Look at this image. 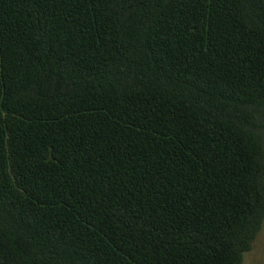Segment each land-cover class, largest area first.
<instances>
[{"label":"trees","instance_id":"1","mask_svg":"<svg viewBox=\"0 0 264 264\" xmlns=\"http://www.w3.org/2000/svg\"><path fill=\"white\" fill-rule=\"evenodd\" d=\"M264 220V0H0V264H241Z\"/></svg>","mask_w":264,"mask_h":264},{"label":"rangeland","instance_id":"2","mask_svg":"<svg viewBox=\"0 0 264 264\" xmlns=\"http://www.w3.org/2000/svg\"><path fill=\"white\" fill-rule=\"evenodd\" d=\"M241 264H264V220L251 250L243 254Z\"/></svg>","mask_w":264,"mask_h":264}]
</instances>
